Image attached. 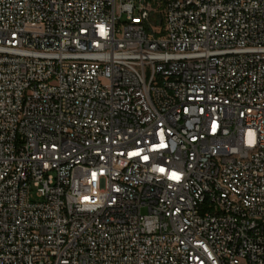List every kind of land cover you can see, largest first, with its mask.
<instances>
[{
    "label": "built area",
    "instance_id": "1",
    "mask_svg": "<svg viewBox=\"0 0 264 264\" xmlns=\"http://www.w3.org/2000/svg\"><path fill=\"white\" fill-rule=\"evenodd\" d=\"M0 264H264V0H0Z\"/></svg>",
    "mask_w": 264,
    "mask_h": 264
},
{
    "label": "bare ground",
    "instance_id": "2",
    "mask_svg": "<svg viewBox=\"0 0 264 264\" xmlns=\"http://www.w3.org/2000/svg\"><path fill=\"white\" fill-rule=\"evenodd\" d=\"M235 160V153H224V161Z\"/></svg>",
    "mask_w": 264,
    "mask_h": 264
},
{
    "label": "rangeland",
    "instance_id": "3",
    "mask_svg": "<svg viewBox=\"0 0 264 264\" xmlns=\"http://www.w3.org/2000/svg\"><path fill=\"white\" fill-rule=\"evenodd\" d=\"M33 199H35V198L33 197Z\"/></svg>",
    "mask_w": 264,
    "mask_h": 264
}]
</instances>
